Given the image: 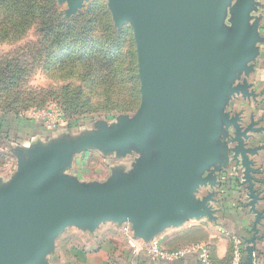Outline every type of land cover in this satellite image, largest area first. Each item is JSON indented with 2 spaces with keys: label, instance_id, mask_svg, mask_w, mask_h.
I'll use <instances>...</instances> for the list:
<instances>
[{
  "label": "water",
  "instance_id": "obj_1",
  "mask_svg": "<svg viewBox=\"0 0 264 264\" xmlns=\"http://www.w3.org/2000/svg\"><path fill=\"white\" fill-rule=\"evenodd\" d=\"M67 2L74 14L86 1ZM114 25L133 33L140 106L132 118L94 134L35 142L16 152L17 170L0 178V264H48L56 238L68 227L90 232L105 223L128 224L148 243L191 220L215 221L221 170H242L244 207L254 216L243 240L245 263L253 259L257 226L252 141L264 126L230 113L235 95L251 96L242 76L258 54L257 0H105ZM134 153L131 172L106 183H81L65 174L75 156Z\"/></svg>",
  "mask_w": 264,
  "mask_h": 264
},
{
  "label": "rangeland",
  "instance_id": "obj_2",
  "mask_svg": "<svg viewBox=\"0 0 264 264\" xmlns=\"http://www.w3.org/2000/svg\"><path fill=\"white\" fill-rule=\"evenodd\" d=\"M55 3L58 11L51 32L41 34L40 23L34 22L20 39L0 42V81L10 78L8 70L16 72L13 85H0V175L3 176L13 175L17 170L10 142L27 144L34 139L43 143L94 134L103 126L117 124L121 117L132 118L140 106L131 27L128 24L120 29L115 27L105 0L86 1L70 15L66 14L67 2ZM114 29L124 34L122 47L114 43ZM58 35L61 40H57ZM129 59L136 77L131 83ZM51 105L70 114L67 119L62 113L65 123L60 129L48 130L26 118L27 112ZM109 164V160L95 153L77 161V166L91 170L83 176L86 180L104 177ZM92 170L99 172L93 174ZM125 225L105 223L92 232L75 226L66 228L56 238L48 264H79L82 255L92 254L107 242H122L128 247Z\"/></svg>",
  "mask_w": 264,
  "mask_h": 264
},
{
  "label": "crops",
  "instance_id": "obj_3",
  "mask_svg": "<svg viewBox=\"0 0 264 264\" xmlns=\"http://www.w3.org/2000/svg\"><path fill=\"white\" fill-rule=\"evenodd\" d=\"M257 11L252 13L253 17H259V36L264 38V0H257ZM258 54L255 60L250 63L252 68L248 75L242 76L248 85L249 97L235 95L230 98L226 111L232 114L242 113L243 116L249 118L254 117L255 122H259V126H264V43L258 44ZM248 120V119H247ZM10 139V138H9ZM34 140V139H33ZM31 140L29 143L21 144L18 142H10L9 150L16 154L19 150H27L32 147L35 142ZM264 144V135L259 136L257 140L252 141V145L261 146ZM92 153L101 156L105 160H109L107 166V174L102 178H94L91 180L83 179L86 173L91 170L83 165L77 166L80 158L86 159ZM99 154V155H98ZM137 158L134 153L121 157L103 156L97 151L88 150L80 155L75 156L71 166L65 171V174L71 176L81 183H106L114 175H124L131 172L133 164ZM255 169V190L260 200L256 205L258 211L262 212L264 217V150L260 151L256 157L252 158ZM77 166V167H76ZM93 171V174L99 171ZM13 175H0L2 184H6ZM219 180L223 192L218 195V203L213 205L215 210L214 219L210 221L207 218L199 220H191L180 228H168L158 233L154 239H159L161 246L166 250H178L190 246L206 245L208 246L211 258L214 264H227L229 261L234 239L248 240L252 236L251 228L254 216L244 207L246 204L247 190L241 185L242 170L229 165L221 170ZM220 187V188H221ZM125 227V226H124ZM257 237L260 238L254 245L253 259L250 264H264V220L261 226H257ZM114 230V228H113ZM109 232V231H108ZM126 238V236H125ZM141 244L147 246L141 239H137ZM153 240V239H152ZM122 242L114 241L112 243L102 244L95 249L90 255L83 256L78 261L79 264H200L197 254L190 253L183 259L175 261L153 260L141 254L133 256L129 247ZM245 247H253L251 244H243V253L245 258L247 254L244 252Z\"/></svg>",
  "mask_w": 264,
  "mask_h": 264
},
{
  "label": "trees",
  "instance_id": "obj_4",
  "mask_svg": "<svg viewBox=\"0 0 264 264\" xmlns=\"http://www.w3.org/2000/svg\"><path fill=\"white\" fill-rule=\"evenodd\" d=\"M55 1L56 0H0V42L20 39L27 33L34 22L40 23L41 34L51 32V23L53 22L52 20L55 19L58 11ZM114 33L116 37L114 43L117 47H122L124 43V34L122 32L121 34L117 33L115 29ZM59 39L61 40L58 35L57 40ZM127 70L130 77L129 82L131 83L136 80V77L134 75L135 68L132 67L130 59ZM8 71L10 78L0 81V85L3 87L13 85V81L15 80V70ZM60 110L61 113H64L61 108ZM65 112L68 115L64 113V116L69 117V112Z\"/></svg>",
  "mask_w": 264,
  "mask_h": 264
},
{
  "label": "built area",
  "instance_id": "obj_5",
  "mask_svg": "<svg viewBox=\"0 0 264 264\" xmlns=\"http://www.w3.org/2000/svg\"><path fill=\"white\" fill-rule=\"evenodd\" d=\"M26 118L32 122L40 123L42 127L48 130H57L65 123V118L60 110L51 105L45 108H37L26 113ZM223 192L222 187L219 194ZM127 245L133 256L145 255L153 260L175 261L183 259L190 253H196L200 264H214L211 253L206 245L190 246L178 250H166L161 246L159 239H153L147 246H144L133 237L130 226L127 224L123 229ZM244 253L243 243L239 239H234L232 254L227 264H243Z\"/></svg>",
  "mask_w": 264,
  "mask_h": 264
}]
</instances>
